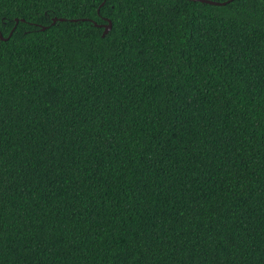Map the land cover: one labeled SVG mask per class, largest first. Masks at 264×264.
<instances>
[{
  "label": "trees",
  "instance_id": "trees-1",
  "mask_svg": "<svg viewBox=\"0 0 264 264\" xmlns=\"http://www.w3.org/2000/svg\"><path fill=\"white\" fill-rule=\"evenodd\" d=\"M14 26L0 264H264V0H0Z\"/></svg>",
  "mask_w": 264,
  "mask_h": 264
},
{
  "label": "water",
  "instance_id": "water-1",
  "mask_svg": "<svg viewBox=\"0 0 264 264\" xmlns=\"http://www.w3.org/2000/svg\"><path fill=\"white\" fill-rule=\"evenodd\" d=\"M195 1H202V2H207V3H210V4H216V5H224V4L228 3V2H230L231 0H226V1H222V2L221 1H216V0H195ZM22 20H24V19H22ZM58 20L65 21V20H67V18H65V17H60V18L59 17H54L52 24H55ZM70 20L77 21L78 19L73 18V19H70ZM18 22H19V19L17 18L16 19V23H18ZM95 24L98 25V26H104L105 27L104 32H103V36H105L107 33H109V31L112 29V26H113V23H112L111 20H109L107 24H98L97 22H95ZM40 27H41V29L44 30L48 26H40ZM15 28H16V26H14V28L12 29V31L10 32L8 37H5L2 34V32H0V39H2V40L9 39V37L13 34V31L15 30Z\"/></svg>",
  "mask_w": 264,
  "mask_h": 264
}]
</instances>
